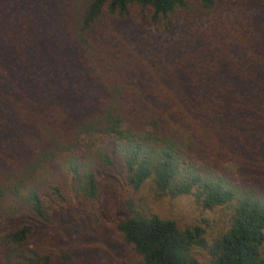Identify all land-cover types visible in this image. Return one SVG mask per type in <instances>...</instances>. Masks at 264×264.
<instances>
[{"label":"trees","instance_id":"1","mask_svg":"<svg viewBox=\"0 0 264 264\" xmlns=\"http://www.w3.org/2000/svg\"><path fill=\"white\" fill-rule=\"evenodd\" d=\"M183 196L215 237L149 207ZM113 205L132 264H264V0H0V264Z\"/></svg>","mask_w":264,"mask_h":264},{"label":"rangeland","instance_id":"2","mask_svg":"<svg viewBox=\"0 0 264 264\" xmlns=\"http://www.w3.org/2000/svg\"><path fill=\"white\" fill-rule=\"evenodd\" d=\"M124 27L128 28L126 25ZM148 29L143 26L141 32L146 33ZM135 30L138 32L134 26ZM100 181L105 183L112 179L103 176ZM114 206L107 207L106 217L101 215L99 225H84L79 230L76 227L72 229L67 224L62 225L60 232L65 239L61 246L70 252L73 260L71 263L57 261L55 264H132L134 256L129 246L121 241L119 233L109 223V219L114 217ZM149 207L160 217L174 220L180 229L200 225L208 235H216L211 228L215 213L199 205L193 196L176 199L162 197L150 201ZM194 254L198 264L211 263L212 258L206 249H197Z\"/></svg>","mask_w":264,"mask_h":264}]
</instances>
